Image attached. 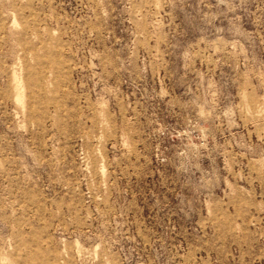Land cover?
<instances>
[{
    "label": "rangeland",
    "instance_id": "1",
    "mask_svg": "<svg viewBox=\"0 0 264 264\" xmlns=\"http://www.w3.org/2000/svg\"><path fill=\"white\" fill-rule=\"evenodd\" d=\"M0 264H264V0H0Z\"/></svg>",
    "mask_w": 264,
    "mask_h": 264
}]
</instances>
